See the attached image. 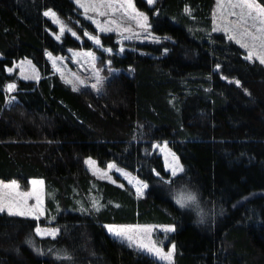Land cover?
I'll use <instances>...</instances> for the list:
<instances>
[{
	"label": "trees",
	"instance_id": "1",
	"mask_svg": "<svg viewBox=\"0 0 264 264\" xmlns=\"http://www.w3.org/2000/svg\"><path fill=\"white\" fill-rule=\"evenodd\" d=\"M135 4L164 39L111 55L116 70L96 93L70 88L45 56L92 47L83 30L81 41L67 32L56 40V25L43 15L53 9L95 31L72 0H0V179L41 177L63 208L75 189L89 187L84 156L101 166L113 161L148 184L135 197L129 187L98 181L104 208L60 214L55 238L36 235L32 217L0 213V264H163L103 226L136 222L175 227L173 264H264V65L213 31L214 0ZM100 36L117 48L112 34ZM20 58L35 64L39 79H18L9 102L5 84L15 78L6 69ZM162 141L184 169L174 183L153 172L170 178L152 150ZM173 184L197 193L201 213L175 203ZM65 255L71 259L58 258Z\"/></svg>",
	"mask_w": 264,
	"mask_h": 264
},
{
	"label": "rangeland",
	"instance_id": "2",
	"mask_svg": "<svg viewBox=\"0 0 264 264\" xmlns=\"http://www.w3.org/2000/svg\"><path fill=\"white\" fill-rule=\"evenodd\" d=\"M72 1L80 9V14L86 20H88L90 23H92L91 20H89L85 17L84 9L80 8L79 5L75 2V0H72ZM145 1L147 2V0H145ZM133 3L135 4V0H133ZM228 4H229V0H220V4L218 6L217 0H214V5H213L212 11H211V27H212V29L214 27H217V26H219L222 29L227 24L228 20L232 19V17H229L227 15V13L230 11ZM135 6L139 11L145 12V11L139 9L136 4H135ZM149 6H152V5H149ZM102 10L108 12L109 14L105 15V16H100L96 13L89 12L88 15L93 16L96 20L100 21L101 23L108 21V20L115 19L117 21V24L119 25V31L116 30L115 25H108L110 27H113L114 30L112 32L101 33L96 28V25L93 23H92V25H93V28L95 29V31H91L89 28H86V27L83 29L82 26L78 25L79 23H78L77 19H75L74 21H76L78 24H74V23H71L70 21L63 19L57 15L59 17V19L68 28H71L72 31L77 33V36L79 37V39H78L79 41H81V36H79L78 31L83 30L82 37L85 38L86 40H88L89 43H91V45H92L91 48H82V47L81 48H70L67 50L66 54H55L49 50L45 51V56H46L48 62L50 63L53 72L56 73L58 75V77L72 89H74V86H75L77 88V90L89 89V90H92L96 93L102 92L103 87L105 86V83L112 76V73L116 70V68H114L111 65V63L110 64L107 63L109 61L111 55H120L123 52H126L127 50H137L138 52H142V50L139 49L138 47H136L135 44L158 43L164 39L163 37H159L158 35L154 34L151 31V28L145 30V29L138 27L135 20L131 19L130 17L124 16L122 12L112 13L111 9H102ZM214 15H215V22H214ZM48 18H50V17H48ZM51 21H52V19H51ZM55 25L57 27V30L55 32H53L52 34H53L54 38L56 39V35L60 34V30H59V26L57 24H55ZM125 27L130 28L131 31H123V29ZM85 30L90 32L92 35L98 36L101 40V43H102V38H101L100 34H105V35L112 34V40L116 41L115 43L117 44V48L116 49L111 48L110 46H107L104 44H102L103 48L97 46L93 41L89 40L88 37L83 35ZM65 32H67L71 36H73L70 32H68V31H65ZM219 32H222L227 36V34L224 31L221 30ZM62 35H60V37ZM77 36H73V37H75L77 39ZM125 37H131V39H126ZM108 41H111V40H108ZM121 47H123V49H124L122 52L120 51ZM107 48H111L113 51L112 52L105 51L104 49H107ZM242 49H243L245 56H246L247 50L244 48H242ZM88 51H91L95 54V56H96L95 61H92L91 58L85 57L83 55V53L88 52ZM46 53H51L52 57L56 58V67H53V62L51 59H49V57ZM93 64H95V68L93 67ZM21 65H23V69H24L23 73L21 72ZM33 66L35 68V72H33ZM8 68H12L13 71H11V72L7 71ZM57 68L59 69V71H57ZM7 69H6V71L8 73L12 74L15 79L8 81L5 84V86L9 83H15V85L17 86V80L18 79L36 81L37 79H35L34 77L35 76L39 77V71H38L37 67L29 58L17 59L15 61H13V63L9 67H7ZM109 69H111V71H109ZM97 70H99V75L103 78V83L98 85V88H99L98 91L91 88V85L93 83H96V72H97ZM62 74H63L64 78H62ZM24 76H28L29 79H24ZM76 77H79L80 80L84 81V84H79L75 79ZM66 80H71V81H73V83H66ZM15 89H16V87H15ZM15 89L13 91L9 92V91H7V89L5 87V91L7 93V98H8L9 102L14 100L13 93H14ZM165 143H166L165 141L152 143V150L154 152H156V154L160 155L162 162H163V165H164V168H165V153L161 151V147ZM157 145H159L160 147H157ZM167 148L170 150V152L175 153L170 148V146L168 144H167ZM175 156L178 158L176 153H175ZM89 158H91L93 161H95V165L90 167L88 164L85 163V161ZM168 159H169V161H171L172 157L169 156ZM178 160H179V158H178ZM82 162H83L84 167L88 171V173L91 175L92 179L90 181L89 187H88L86 192H81L79 190L77 191L76 189L74 190V192H73L74 195L72 194L73 204L67 205V207H65V208H63L61 206L60 202L56 200L57 191L51 190V188L50 189L46 188L45 181L41 177L29 178L26 183H22L21 181L16 180V179H10V180L0 179V181H3L4 183H8L12 180H15L18 184V188L13 193V196H15L19 200H25L26 199V202L28 205H34L36 203L35 195L25 197L24 194L31 193L33 191L34 186L31 183L32 180H42L43 181L42 186H40V185L35 186L36 189L39 191L40 196L43 200V208H44V215L40 216L39 220H37V221H38V224L40 225L41 228H50V229L54 228V229H58V230L60 227V223L57 221V216H59L60 214H63L64 212L77 211V212H81V213H84L87 215L94 213V212H98L95 210V208L92 207V203L94 200L97 201L99 205H103L102 207H100V210L102 208H104V206H105V203L103 201L104 197H103V194L101 193V191L98 189L99 188V186L97 184L98 181L110 182L113 185L118 186V187H120V185L122 184L123 187H121V188H125V187L131 188L135 197H143L144 196L146 188L143 190L142 196H137L136 188L133 186V184H130L128 182V179H126L124 175L117 172L115 168H113V169L107 168V165L109 163H114L116 165V167L123 169L126 172L130 173L131 177L141 180L134 173H132L131 171L117 165L115 162L109 161L105 165L101 166L97 163L95 158H93L92 156H84ZM179 163L181 165L180 160H179ZM165 171H167L171 177L170 171L166 170V169H165ZM105 172L107 173L106 176L104 175ZM102 176H103V178H101ZM108 177H111V179H108ZM172 178H174V177H172ZM113 180H115L116 183H113L112 182ZM185 188H187V187L185 185H182V184L171 185V189L173 191L172 192L173 199L175 200L177 194L180 191H183ZM17 193L19 195H17ZM49 202H51L53 207H50L48 205ZM186 209H190L191 211H193V209L198 210L200 213L203 210L200 203H199V208H197L196 205H192L190 208H186ZM4 213H6V212H4ZM26 217H30V216H26ZM201 220L203 221V219H201ZM105 225H115V226L152 225V226H156L154 228L152 234H151L152 238L157 240V241H162V246L164 247L165 251H167L168 247L173 243V242L169 241V239H168V235L171 232H169L165 235V233H163V231L159 227V226H163V225H172V224L156 223V222L103 223L104 229L109 235H111L116 240H118V241L126 244L127 246H129L127 241H122L121 239H119V238L113 236L111 233H109V231L107 230ZM34 231H35V229H34ZM58 232H57V234H58ZM35 233H36V231H35ZM38 236H40V235H38ZM40 237H51V236H40ZM129 247L133 248L134 250H136L138 252H141L137 249V247L135 245H132ZM141 253L147 254L145 252H141ZM147 255H149V254H147ZM149 256H151L152 258L158 260L159 262H161L163 264H167L166 261H161L158 258L153 257L152 255H149Z\"/></svg>",
	"mask_w": 264,
	"mask_h": 264
},
{
	"label": "snow or ice",
	"instance_id": "3",
	"mask_svg": "<svg viewBox=\"0 0 264 264\" xmlns=\"http://www.w3.org/2000/svg\"><path fill=\"white\" fill-rule=\"evenodd\" d=\"M75 2L79 5L80 8L84 9V15L87 19L91 20L93 24L96 25V28L101 33L112 32L114 29L108 25H115L116 30L119 31V25L115 19L105 21L101 23L96 20L93 16L88 15L89 12L96 13L100 16L108 15L109 13L102 9H111L112 13L122 12L124 16L130 17L131 19L136 21L138 27L142 29H149L151 25L149 24V16L145 12L139 11L133 0H75ZM218 6L220 4V0H217ZM155 0H147L148 5H153ZM228 7L230 11L227 13L229 19L227 24L221 29L219 26L214 27L213 31H224L227 34V38L230 41H235L241 48L247 50V55L244 57L245 60L250 62L258 61L259 64L264 65V4L258 2V0H229ZM186 12H190V9L185 8ZM43 15L45 17H50L53 23L59 26L60 34L56 35V39H60V35H62L65 31L70 32L73 36H77V33L72 31L71 28H68L57 16V13L53 9H47L44 11ZM215 22V15H214ZM123 31H131L130 28L125 27ZM84 36L88 37L89 40L93 41L97 46L103 48L101 40L98 36L92 35L87 30L83 33ZM126 39H131V37H125ZM77 39L79 37L77 36ZM107 52H112L111 48L104 49ZM124 49L121 47L120 51L122 52ZM49 59L53 62V67H56V58L52 57L51 53H46ZM85 57H89L92 61L96 60V56L93 52L88 51L83 53ZM30 63V62H29ZM108 64L111 61L107 62ZM95 68V64H93ZM216 68L219 69L220 65L217 64ZM7 71H13L12 68H8ZM23 65H21V72L23 73ZM57 71L59 69L57 68ZM111 71V69H109ZM33 72H35V68L33 66ZM35 79H39L38 76L34 77ZM62 78L63 74H62ZM227 79V77H224ZM24 79H29L28 76H24ZM79 84H84V81L80 80L79 77L75 78ZM66 83H73L71 80H66ZM103 83V78L99 75V70L96 72V83L91 85L92 89L99 90L98 85ZM235 84L240 86L241 82L239 80H235ZM7 91L11 92L15 89V83H9L6 86ZM74 90L77 88L74 86ZM157 147H160L157 145ZM161 151L165 153V169L169 170L171 173V177L168 180H164V177L160 175L159 172H155L156 176L159 177L164 183H174L171 179L172 177H177L178 173H182L184 171L183 166L180 165L178 158L175 156V153L170 152L167 148V144L165 143L161 147ZM171 156L172 160L169 161L168 157ZM90 167L95 165V161L91 158L85 161ZM108 169L115 168L117 172L121 173L128 179L130 184L136 188L137 196L143 195V190L148 187V184L142 180L135 179L131 177V174L126 172L123 169L116 167L114 163H109L107 165ZM106 176L107 173L105 172ZM103 178V176L101 177ZM111 179V177H108ZM116 183L115 180L112 181ZM34 188L31 193L24 194L25 197L35 195L36 203L34 205H28L25 200H19L13 193L18 188V184L15 180H12L8 183H4L0 181V213L6 212L9 216H30L36 220H39L40 216L44 215L43 208V200L40 196L39 191L35 186L43 185L42 180H32ZM120 187H123L121 184ZM17 195H19L17 193ZM175 203L179 205L181 208H190L192 205H196L199 208L198 195L196 192L191 191L190 189L185 188L183 191H180L176 198ZM103 205H99L97 201H93L92 207L95 208L96 211L100 210V207ZM199 214V213H198ZM109 233L113 236L121 239L122 241H127L129 246L135 245L137 249L141 252H145L149 255H152L155 258H158L161 261H166L167 264H173L174 253L176 245L172 243L167 251H165L162 246V241H157L152 238V232L156 226L152 225H132V226H115V225H105ZM165 235L169 232L175 231V227L173 225H163L159 226ZM36 234L40 236H51L55 238L58 229L54 228H41L39 224H37L35 228ZM60 259H71L70 256L58 257Z\"/></svg>",
	"mask_w": 264,
	"mask_h": 264
}]
</instances>
